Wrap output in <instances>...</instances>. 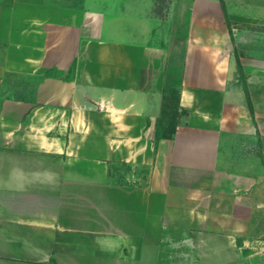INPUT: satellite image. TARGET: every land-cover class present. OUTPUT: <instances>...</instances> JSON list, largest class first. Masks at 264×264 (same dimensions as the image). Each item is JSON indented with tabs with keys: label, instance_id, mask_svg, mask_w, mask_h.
Wrapping results in <instances>:
<instances>
[{
	"label": "crops",
	"instance_id": "crops-1",
	"mask_svg": "<svg viewBox=\"0 0 264 264\" xmlns=\"http://www.w3.org/2000/svg\"><path fill=\"white\" fill-rule=\"evenodd\" d=\"M98 2L0 0V264H264V0Z\"/></svg>",
	"mask_w": 264,
	"mask_h": 264
},
{
	"label": "rangeland",
	"instance_id": "rangeland-1",
	"mask_svg": "<svg viewBox=\"0 0 264 264\" xmlns=\"http://www.w3.org/2000/svg\"><path fill=\"white\" fill-rule=\"evenodd\" d=\"M97 1H99L98 2L99 4H102L104 0H97ZM169 2H170V0H158V2H157V9L159 10V12L161 14H165ZM3 115L5 117V114H3ZM3 129H6V127H3ZM3 129H1V130H3Z\"/></svg>",
	"mask_w": 264,
	"mask_h": 264
},
{
	"label": "trees",
	"instance_id": "trees-1",
	"mask_svg": "<svg viewBox=\"0 0 264 264\" xmlns=\"http://www.w3.org/2000/svg\"><path fill=\"white\" fill-rule=\"evenodd\" d=\"M157 2H158V0H157ZM159 11V10H158ZM173 92H174V94L176 93L177 94V92L175 91V90H173Z\"/></svg>",
	"mask_w": 264,
	"mask_h": 264
}]
</instances>
